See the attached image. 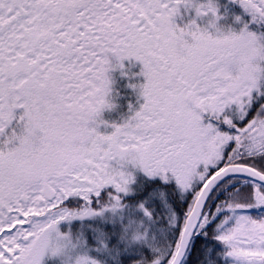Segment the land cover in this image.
<instances>
[{
    "label": "snow or ice",
    "instance_id": "snow-or-ice-1",
    "mask_svg": "<svg viewBox=\"0 0 264 264\" xmlns=\"http://www.w3.org/2000/svg\"><path fill=\"white\" fill-rule=\"evenodd\" d=\"M235 2L0 0V264H264V0ZM116 70L142 102L109 121Z\"/></svg>",
    "mask_w": 264,
    "mask_h": 264
},
{
    "label": "rangeland",
    "instance_id": "rangeland-1",
    "mask_svg": "<svg viewBox=\"0 0 264 264\" xmlns=\"http://www.w3.org/2000/svg\"><path fill=\"white\" fill-rule=\"evenodd\" d=\"M231 1L235 2V0H229V2H231ZM219 4H220L221 7H224V8H222V13L223 12H227L228 13V15L221 22L225 23V24L231 23L232 19H233V15L232 14H234V13L235 14H239L237 12L236 8L235 7H230V6L227 7L226 6V2H224L223 0H219ZM221 7H220V10H221ZM183 11L184 10L182 9V12ZM192 15H194V10L190 14L186 13L183 16L182 19L178 17V22L183 23L185 20L191 18ZM200 22L201 23H206L207 20L204 19V20H201ZM252 28L254 30H264V25L253 24ZM125 64L128 66L125 70L129 71V72H132V73L139 72L140 68L142 67V65H140L139 62L133 63L132 61H125ZM112 75H113V79L115 81V83L113 85V89H114L113 90V94H112L113 95V99H114L115 103H116V99H117V101L119 100V102L116 103V107L114 109L105 110L103 115H104V118L109 120V121H120L123 116L129 114V105L132 104V99H131L130 96L124 97L123 93L121 92V90L117 89V85H118L117 82L122 83L118 79L119 76H122V80L121 81H124L122 84L127 89L133 91V93L135 95V99H134L135 101L133 102L132 105H135L137 107L139 106V103L142 102V99L138 96V91L136 89L131 88L129 86V84L130 83H135L137 81H141V80H143V77L142 76H139V77L124 76V75L121 74V70H116L115 72H113ZM57 260H56V258L46 257L44 264H52V263L58 264ZM47 261H48V263H47Z\"/></svg>",
    "mask_w": 264,
    "mask_h": 264
},
{
    "label": "trees",
    "instance_id": "trees-1",
    "mask_svg": "<svg viewBox=\"0 0 264 264\" xmlns=\"http://www.w3.org/2000/svg\"><path fill=\"white\" fill-rule=\"evenodd\" d=\"M224 2H226V6L228 7V6H231V7H236L237 9H238V11L239 12H243V9H242V7L241 6H239V4L237 3V4H235V3H232L233 1H231V2H229V0H223ZM231 4V5H230ZM221 7V6H220ZM221 8H224V7H221ZM188 14H190V13H188ZM117 74V73H116ZM119 81L120 82H124V81H121L122 80V76H119ZM122 83H119V82H117V89H120L121 90V92L123 93V96L124 97H127V96H130L131 97V99H132V104H133V102L135 101L134 99H135V95H134V93H133V91L132 90H129V89H127ZM57 260V259H56ZM49 261V260H48ZM47 261V262H48ZM58 261V260H57ZM51 262V261H50ZM52 264H55V263H52ZM58 264H59V261H58Z\"/></svg>",
    "mask_w": 264,
    "mask_h": 264
}]
</instances>
